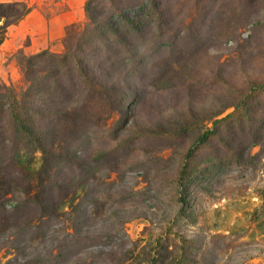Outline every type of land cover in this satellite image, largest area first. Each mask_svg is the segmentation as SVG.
I'll return each mask as SVG.
<instances>
[{"label": "rangeland", "instance_id": "1", "mask_svg": "<svg viewBox=\"0 0 264 264\" xmlns=\"http://www.w3.org/2000/svg\"><path fill=\"white\" fill-rule=\"evenodd\" d=\"M73 24L72 49L0 58L34 134L0 99V264H264V0H86Z\"/></svg>", "mask_w": 264, "mask_h": 264}, {"label": "crops", "instance_id": "2", "mask_svg": "<svg viewBox=\"0 0 264 264\" xmlns=\"http://www.w3.org/2000/svg\"><path fill=\"white\" fill-rule=\"evenodd\" d=\"M85 1L0 0V3L25 2L30 7V12L18 24L7 28L0 44V58L19 49L34 53L60 43L65 28L81 20ZM2 74L0 68V76Z\"/></svg>", "mask_w": 264, "mask_h": 264}, {"label": "trees", "instance_id": "3", "mask_svg": "<svg viewBox=\"0 0 264 264\" xmlns=\"http://www.w3.org/2000/svg\"><path fill=\"white\" fill-rule=\"evenodd\" d=\"M143 6V5H142ZM30 12V7L25 2H11V3H0V44L5 38V34L7 31V28L18 24L28 13ZM86 12H89V8H86ZM123 18H126L125 15ZM128 23H130V19H125ZM77 25L71 24L67 26L64 30V38L63 41L66 45V49H72L71 41L73 39V36H71V33L75 32L73 31ZM102 28V27H101ZM98 30V29H97ZM76 38V37H75ZM38 55H33V57H37ZM32 57V56H31ZM83 73H86V69H81ZM2 90V91H1ZM0 99L5 100V102L8 104V107L11 109V116L12 121L16 125V129L19 134H21L23 137L28 138L33 136V132L30 130V127L28 124L22 119V116L20 113H17L15 110L22 108L18 104L17 97L15 94L11 91L10 88H7L6 85H0ZM28 100V98H26ZM26 99L22 100V102L27 101ZM26 103H24L25 105ZM212 131L210 129H207L202 135L198 138V141L195 146L203 145L207 142L209 137L211 136ZM195 152V148H193L189 154L187 155V158L189 160L192 159L193 154ZM186 172L184 173L185 176ZM183 178V177H182ZM190 183L189 176L186 174L185 178L182 180V186L183 189H186L188 184ZM182 202L185 206L186 200L185 197H182ZM185 259V257H183ZM169 257L166 255L162 257L163 264H171L168 261ZM187 259V258H186ZM181 261H179L178 264H180ZM156 259H152V261L149 264H155Z\"/></svg>", "mask_w": 264, "mask_h": 264}]
</instances>
